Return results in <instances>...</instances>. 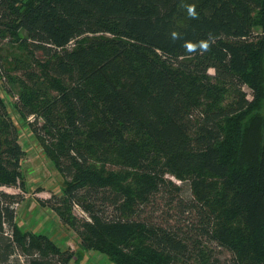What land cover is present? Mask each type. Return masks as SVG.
I'll return each mask as SVG.
<instances>
[{"label":"trees","instance_id":"16d2710c","mask_svg":"<svg viewBox=\"0 0 264 264\" xmlns=\"http://www.w3.org/2000/svg\"><path fill=\"white\" fill-rule=\"evenodd\" d=\"M20 31L15 108L66 177L35 200L81 248L264 264V0H0V41ZM24 156L0 95V261L70 264L15 220L22 196L2 187L23 190Z\"/></svg>","mask_w":264,"mask_h":264},{"label":"rangeland","instance_id":"374dc122","mask_svg":"<svg viewBox=\"0 0 264 264\" xmlns=\"http://www.w3.org/2000/svg\"><path fill=\"white\" fill-rule=\"evenodd\" d=\"M255 29L259 30L261 27L256 25ZM23 36L24 32L20 31L14 41H9L6 38L0 41V95L16 123L19 141L25 150L22 160L23 190L15 187H2V189L7 192H18L22 196L21 200L14 205L15 220L20 227L29 232L43 233L49 236L56 246L72 251L73 257L70 264H115L103 252L92 248H81L76 233L59 220L56 212L47 205L38 204L35 200V196L42 198H48L51 194L60 196L65 186L66 177L43 152L41 148L43 144L40 139L31 132L27 121L20 116L15 108V100L20 87L13 79L20 73L15 71L14 58L26 57V49L20 41ZM86 36L87 34L80 36L76 41H72L70 46L74 47L78 41H84ZM9 89L10 91H8ZM245 90L251 97L249 89L245 87ZM172 179L181 185V192L187 195V182ZM73 212L77 216L84 215L77 206L73 208ZM0 264H28V261L19 251H16L14 257L6 262L0 261Z\"/></svg>","mask_w":264,"mask_h":264},{"label":"clouds","instance_id":"9594fccd","mask_svg":"<svg viewBox=\"0 0 264 264\" xmlns=\"http://www.w3.org/2000/svg\"><path fill=\"white\" fill-rule=\"evenodd\" d=\"M189 12H190L191 15H195V11H194V7L193 6L189 7Z\"/></svg>","mask_w":264,"mask_h":264}]
</instances>
